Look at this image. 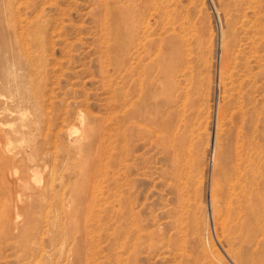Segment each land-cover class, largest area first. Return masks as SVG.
Returning a JSON list of instances; mask_svg holds the SVG:
<instances>
[{
	"label": "rangeland",
	"instance_id": "374dc122",
	"mask_svg": "<svg viewBox=\"0 0 264 264\" xmlns=\"http://www.w3.org/2000/svg\"><path fill=\"white\" fill-rule=\"evenodd\" d=\"M9 1L16 7L11 5L13 16L16 13L18 19L9 24L16 27L18 43L13 35L9 37L4 24L0 28V38L3 35L5 39L4 47L0 49L4 62L0 75V173L11 174H0V264H237L229 251L231 243H228V237L225 238L227 231H223L221 224L233 205L223 200L214 203L211 192L213 182L220 179L222 173L228 176L236 171L239 161L234 149L237 127L228 115L220 122L221 134L217 141L220 149L215 150L213 157L215 115L222 96L219 84L222 41L231 45L237 65H248L250 73L252 68L259 73L255 84L260 85V91L252 96L253 99L257 96L256 101L260 99L255 104L258 113H254V117H260L261 205L264 204V33H261L264 30V0H167L169 14L174 17L178 12V23L183 21L190 38L195 35L191 39L192 45L195 44L192 54L196 72L193 71L194 80L191 79L189 84L193 96L185 126L187 140L179 161L181 164L178 162L177 169L171 168V171L165 154L137 141L139 143L130 153L132 157L126 160L131 164L129 182L125 175L120 178L121 170H117L116 164L118 112L115 96L119 66L128 70L134 63L128 57L126 62L123 59L129 52L124 51V42L128 45L129 25L114 15L128 2L0 0V7ZM157 19L160 23L157 17L151 19L152 26L158 23ZM38 26L41 29L44 26V32L40 39L42 44L35 46L28 32ZM257 30L260 33H256ZM133 42L130 52L134 49ZM29 56L30 60L27 59ZM37 74L45 108L44 122L35 130V111L16 90L22 93L28 86L27 81ZM251 83L248 81L247 86ZM233 95L240 94L235 92ZM68 109L73 113L80 109L87 116L84 128L79 123L75 125V121L65 120ZM21 111L26 113L24 126H21ZM88 123L98 129V136H89L81 144L75 142L74 138L91 129ZM69 129L73 132L69 133ZM29 149H36L40 155L28 156ZM11 156L16 160H10ZM175 174L184 186L186 209L175 206L171 191ZM118 182L123 185H117ZM119 189L124 198L131 196V204L125 202V207L120 204ZM23 205L25 207L20 210ZM26 207L28 215L20 213L14 224L15 211H24ZM129 209L133 214H128ZM260 214V248L263 249L264 213Z\"/></svg>",
	"mask_w": 264,
	"mask_h": 264
},
{
	"label": "bare ground",
	"instance_id": "6f19581e",
	"mask_svg": "<svg viewBox=\"0 0 264 264\" xmlns=\"http://www.w3.org/2000/svg\"><path fill=\"white\" fill-rule=\"evenodd\" d=\"M126 1L128 2V3L126 2L127 6L123 5V4H125V2H124L122 4L124 7L121 6V8H118V10L114 13V15H116V17H117V20H119L122 23H127L126 25H129V28H128L129 31H127L128 32L127 33L128 34V36H127L128 45H126V43L124 42V47H125L124 51L127 50L130 52L132 42L137 41V40L138 41L133 42L135 44L132 47V48H134L132 51L133 53L128 52V54H127L128 56L125 57L126 60L123 57L125 62L127 61L128 58L130 60H133L131 62H133L134 65L131 64L128 66V70H124L127 67L124 68L123 65L122 66L120 65L122 63V60L120 61V64H119L120 66H119V72H118V87H117L116 96H115L116 97V103H117V112H118V114H117V159H116V164H117V170L118 171L121 170L120 178L125 175L127 181L129 182L131 180L130 178H128L129 174L131 173V170H130L131 164H127L126 160H128L130 157H132L130 155V153L132 152L135 145L137 143H139V142H137L139 140H141V142L146 144L148 147L153 146L155 148H158V150L160 151V154H161V152H162V154H165L166 158H164L165 156H163V158L169 161V162L168 161L167 162L169 163L168 166L170 167V171H171V168L174 170L177 169L178 162L181 161L180 158H182V156H183V146L185 144V141L187 140L186 139L187 136L185 134V132H186L185 126L188 123L187 122L188 121L187 119L189 117V111H188L189 109L188 108L191 104L190 99L192 98L191 97L192 94H190L192 91L190 89V85H191V79L194 80V77H192V75H193V71L195 70L194 69L195 66L193 63L194 62V60H193V54H194L193 53V46L195 44L192 45V39L191 38L194 37L195 35L194 36L192 35V37L190 38L188 36V33L186 32V29L184 28L183 21H182V23L181 22L178 23V16H177L178 12H177V14H175L174 17H173V14H169L167 0H126ZM12 2H13V0H12ZM256 2H258V0ZM259 2H260V0H259ZM27 3H28V1H27ZM15 4H16V2H15ZM11 5H12V3L9 1L6 3V5L4 7H2V8L0 7V28L5 24L6 28L8 29L6 32H8L9 37H12V35H13L14 39H16L15 43H18V39H17L18 33L15 32L16 27L14 28V24H11V25L9 24V23H12L13 20H15V18H16V13H15V17L13 16L14 13H12ZM13 5H14V2H13ZM13 5H12V7L16 8ZM19 5H21V2H20V4L18 3V6ZM22 5H23V3H22ZM248 5H251V4H248ZM257 5L258 4H256V6ZM258 6H260V5H258ZM253 8H254V6H253ZM20 9L21 8H19V11H20ZM253 11H254V9H253ZM258 11H260V10H258ZM15 12H17V11H15ZM22 16H23V14H22ZM156 17L159 18L160 23L157 19L159 24L157 23L155 26H152V23H151L152 20L151 19L154 20V19H156ZM256 18H257V16H256ZM16 19H18V18H16ZM20 20H24V19H20ZM38 22L36 24H38ZM17 23H18V21H17ZM26 23H27V21H26ZM24 24H25V22H24ZM12 25H13V27H12ZM27 25H28V23H27ZM32 25H34V23ZM22 26H21V28L24 29V27H22ZM39 26H41V25H39ZM39 26L37 29L33 28L34 30L28 32L29 33L28 36L31 37L30 40L35 46L42 44L40 42V39H41L42 34L44 32V29H43L44 26L42 29ZM262 28L264 29V25ZM28 29H26V30H28ZM23 32H26L25 34H28L27 31H23ZM255 32L260 33L259 30L255 31ZM19 33H21V32H19ZM261 33H264V30ZM125 34H126V32L124 33V36H125ZM197 34H198V32L196 33V35ZM24 37H26V36H24ZM199 37H200V35H199ZM199 37H197V39ZM207 37H208V35H207ZM209 37H210V35H209ZM28 40H26V41H28ZM144 40H145V42H144ZM198 41H199V39H198ZM223 42L224 41H222L223 47H222V52H221L222 63H221L220 74H219V84L222 88V96H221V102L216 109L217 112L215 115L217 125H216V131L214 134V138L212 139L213 140V143H212L213 157H214V155L216 156L215 150L220 149V147H218V144H217L218 138L221 134L219 131L220 130V122L223 121L225 119V117L228 115L231 119L230 122H232L233 124L235 123V125L237 127V131H236V134L234 136V140L236 143V146H234V149L237 150L236 155H237V158L239 159V161L237 162L236 171L234 170V172L232 174H228V176L225 173H222L221 178L213 182L212 185H214V186H212L213 188H211L212 199H213L214 203H217V202H220L221 200H223V202H226V203H229L230 205H233L231 208L228 207L230 209V211H228L226 214H225V212L222 213L223 211L220 210L223 215L225 214V218L221 222L222 228L224 230L223 229H221V230L227 231L228 236L225 234L226 232L225 233L222 232V233H224L226 235L225 238L228 237V240H229V241L227 240L228 243H231V249H230V246H228L230 249L229 251H232L231 255H233V257L237 260V264H264V248L263 247H262L263 249L260 248V238H262V237H260V216H261L260 213H264V210H263L264 204L260 205V180H261L260 179V150H259L260 145L258 144L260 142V117H257V116L254 117V115H256L258 113V112L257 113L255 112L256 111V105L255 104H256V102L259 103L260 99H259V101H256L257 96L255 97V99H253V96H252L253 95L252 93H254V92L259 93V91H260V85L255 84V83H257L255 77L257 75H259V73H255V71H254L255 69L252 68V65H251V68H252L254 73L253 72L250 73L251 71H250V67H248V65H237L236 62L234 61V60H236L237 57H235L236 55H233L234 51L231 48V45L229 47V43H223ZM259 43H261V42L259 41ZM4 44H5V39H4V36L2 35L0 38V49H2L4 47ZM257 45H258V42H257ZM241 48H240V50H241ZM250 48H253V47H250ZM200 49H202V48H200ZM242 50H243V48H242ZM256 50H258V49H256ZM197 51H199V49H197ZM253 51H254V48H253ZM253 51H252V53H253ZM199 53H200V51H199ZM29 54H30V52H29ZM242 54H244V53H242ZM32 58L33 57L31 56V59ZM259 58L261 59V57H259ZM20 59H22V58H20ZM27 59L30 60V56ZM255 59H256V55H255ZM262 59H263V57H262ZM37 61H39V60H37ZM128 62H129V60H128ZM258 62L259 61H257L256 63H258ZM3 63H4L3 58L0 56V75H1V73H3V69H4ZM32 64L33 63L31 61V65ZM36 67H37V65H36ZM196 67H198L197 64H196ZM33 70H34V68H33ZM240 71H242L243 73ZM195 72H196V70L194 71V74H195ZM31 73H34V72H31ZM38 77L40 79V76L38 74L35 77L34 76L31 77L27 81L28 86L24 89V91L22 93H19L16 90V93H18L20 95V98H22V100H26L27 102H29L30 107H32L33 110L35 111V113H34V119H35L34 124L36 125L35 130H38L41 123L44 122L43 109L45 108V106H44V100H45L44 98L45 97H44L43 93H41L42 84H40L38 79H36ZM245 77H247V78L245 79ZM250 78L251 79L253 78V79L251 80ZM35 79L37 81H36V83L34 82L35 84H33V81H35ZM248 81L252 82L249 86H247ZM192 86H194V85L192 84ZM44 88H45V86H44ZM191 88H194V87H191ZM233 90H235V92L239 93L240 95L234 96L233 94L235 92H233ZM192 93H193V91H192ZM76 94H78V93H76ZM78 103H79V101H78ZM232 103H234L233 106H232ZM74 104H75V102L71 103L72 106H75ZM72 108L74 109V107H71L70 109L72 110ZM257 108L259 109L258 106H257ZM6 109L8 110V107ZM70 109H68L69 111L67 110L68 115H66L65 120L66 121H69V120L75 121V125H78V123H79V125L83 126V128H84V126L86 125V122H87V116L80 109L75 111L74 113H73V111L71 112ZM22 112H24V111H21V114H20L21 121H22L21 126H24V123H25L24 119H26V117H24V115L26 113L22 114ZM254 113H256V114H254ZM95 116L97 117V115H95ZM91 117H93V115ZM88 118H90V117H88ZM145 124L147 125V127H145ZM66 126H67V124H66ZM69 126H70V124H69ZM88 126H90L89 123H88ZM11 127H13V126H11ZM25 128H27V127H25ZM70 130L71 129H69V133H72L73 131L70 132ZM97 130H98L97 128L91 127V129H89V130L87 129L81 136L74 138V140H75V142H79L81 144L82 141L85 140L86 138H88L89 136L95 137L97 135ZM224 134H223V136H224ZM71 141H72V139H71ZM93 142H94V140H93ZM89 148H91V147H89ZM29 150L27 152V155L30 157L34 156V158H35L37 155H40L36 149L34 151L33 150L29 151ZM59 151H60V149H59ZM93 153H94V151H93ZM53 156H54V154H52V158H54ZM65 156H68V154ZM78 156H79V154H78ZM9 159L10 160H16L15 156H11V158H9ZM51 160L53 161V159H51ZM8 162L6 163V165L8 164ZM63 163H65V162H63ZM214 167H215V165L213 166V168ZM38 169H39V167H38ZM9 170H10V168H9ZM37 171H36V173H37ZM15 172L16 171H14V173ZM39 172H40V170H39ZM174 172H176V171H174ZM8 173L9 172H2L0 174L2 176H6V175L8 176ZM170 173L171 172H169L168 175H171ZM9 174H11V172ZM32 175L34 177H36V174H32ZM176 176H177V174L174 175V180L172 181V190L171 191L174 195V199H175V203H176L175 206L177 205V208L181 209L182 207H184V199H183L184 191H182V188L184 186L181 183L182 181H180L181 178H179V176H177L178 177L177 178ZM38 180H40V178H38ZM11 181L14 182L13 179H11ZM165 181H167V179ZM227 183H228V186H227ZM169 184H171V183H169ZM117 185L120 186V185H123V183L118 182ZM167 185H168V183H167ZM12 187H14V186H12ZM46 187L47 186H45L44 188H46ZM42 190H44V189H42ZM51 190H53V189H51ZM123 194H124L123 191H121L119 189V192H118L119 201H120V204H123V207H125V202L128 204H131L132 202L130 199V197H131L130 195H127L124 198ZM188 196L189 195L187 194V197ZM127 198H128V200H127ZM230 205H227V206H230ZM24 207H25L24 205L21 206L20 210L21 209L23 210ZM161 207H162V205H161ZM11 209L13 210V208H11ZM27 209L28 208L26 207V209L24 211L18 212V211H15V208H14L15 214L13 215L14 219L12 220V222L14 224L17 223L16 218L20 215V213L28 215ZM185 209H184V211H185ZM213 211H215L214 205H213ZM218 211H219V208H218ZM225 211H226V209H225ZM127 212H128V214H133L131 209H129ZM175 212H177V210ZM193 213L194 212H192L191 214H193ZM58 215H59V212H58ZM179 216H181V214ZM54 217H56V216H54ZM220 218H222V217H220ZM179 219L181 220V218H179ZM130 223H131V221H130ZM4 226H5V224H4ZM2 228L5 230L4 227H2ZM194 228L196 229V227H194ZM261 228H262V226H261ZM61 231H63V230H61ZM262 233H263V231H262ZM5 236H7V235H5ZM221 236H222V234H221ZM70 238H71V236H70ZM51 240H52V238H51ZM128 240H131V239H128ZM128 244H130V243H128ZM236 244H237V246L234 247L233 245H236ZM127 248H128V246H127ZM130 250H131V248H130Z\"/></svg>",
	"mask_w": 264,
	"mask_h": 264
}]
</instances>
